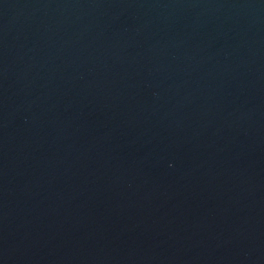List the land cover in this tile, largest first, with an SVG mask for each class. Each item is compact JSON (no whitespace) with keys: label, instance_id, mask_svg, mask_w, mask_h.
I'll list each match as a JSON object with an SVG mask.
<instances>
[{"label":"water","instance_id":"water-1","mask_svg":"<svg viewBox=\"0 0 264 264\" xmlns=\"http://www.w3.org/2000/svg\"><path fill=\"white\" fill-rule=\"evenodd\" d=\"M0 264H264V0H0Z\"/></svg>","mask_w":264,"mask_h":264}]
</instances>
